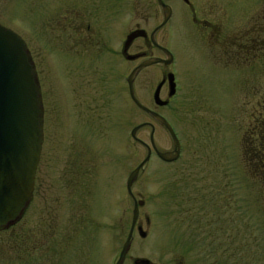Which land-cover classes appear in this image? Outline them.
Wrapping results in <instances>:
<instances>
[{"label": "rangeland", "instance_id": "rangeland-1", "mask_svg": "<svg viewBox=\"0 0 264 264\" xmlns=\"http://www.w3.org/2000/svg\"><path fill=\"white\" fill-rule=\"evenodd\" d=\"M32 1V10L44 8L48 14L46 22L35 24L29 42L44 94V153L34 205L24 219L0 232V264H55L57 166L59 162L68 166L81 153L93 162L95 176L90 206L93 238L88 245L91 264H115L134 212L125 182L147 156L146 149L133 142L131 132L151 125L155 143L164 151L174 150L173 141L162 126L134 106L126 82L123 107L115 91L119 81L107 71L109 64L104 75L93 78L92 91L100 93L101 99H94L85 110L74 99L70 45L66 46L68 58L62 61L52 51L45 57L39 52L43 49L39 28L43 33L45 26L46 31L54 27L53 1ZM167 1L174 17L156 40L175 56L170 71L179 93L170 107H156L154 94L166 72L165 67L156 66L140 74L135 96L169 120L183 152L172 165L153 158L141 171L132 191L145 204L139 224L148 238L134 234L124 264L138 259L154 264H264V197L242 157L245 130L264 111V0H192L193 11L184 0ZM125 3L127 33L139 27L150 34L162 23V12L151 0H141L139 12L133 11L132 2ZM27 5V0H0V24L25 35ZM117 44L113 40L106 45ZM145 50L146 44L138 41L132 52ZM153 55L163 57L157 51ZM132 67L126 64V78ZM161 96L166 99L168 90ZM151 133L147 127L137 137L150 147ZM64 209L62 221L73 216L69 207ZM81 230L77 229L78 239L85 241L87 234ZM64 237L69 252V230Z\"/></svg>", "mask_w": 264, "mask_h": 264}, {"label": "flooded vegetation", "instance_id": "flooded-vegetation-1", "mask_svg": "<svg viewBox=\"0 0 264 264\" xmlns=\"http://www.w3.org/2000/svg\"><path fill=\"white\" fill-rule=\"evenodd\" d=\"M52 1H53V4L51 5L53 6L52 16H54V19H55L54 27L52 31L47 30L49 34L46 31V26L43 28L44 30L43 33H41L42 30L39 28L38 31H41V32L39 33L38 38H39V41L42 42L43 44V47H42L43 49H40L39 52L41 56L43 54V57H45L46 53H49L50 51H52L54 58L56 60L62 61L63 58H68L66 54L67 52L66 46L68 44L70 45V48L72 49H70L69 56H70V59L72 60V64L74 68L73 69V75H74L73 90L75 92L74 99L76 98L75 100H77L78 103L80 102L81 104H84L85 110H87L86 109L87 107H90L89 106L90 104L92 106V101L94 99L96 100L101 99L102 95L100 93L94 90L92 91V89L94 88V85L96 84V82H93V78L95 75L96 76L104 75L103 73L106 70L105 67L106 66L108 67V64H109V68L107 69V71L109 70L110 73H113L112 75L116 76L117 80L119 81L118 85L115 86L114 84V86L116 88L115 89L116 93L119 94L120 102L123 105L125 104V82L128 84V78L124 76L125 70H126V64H129L131 66L134 65V67H132L130 71V75H131V73H133L134 70L137 69L145 60L159 58V57H154L153 51H157L160 54H162L163 57L159 58L162 60L167 59V56L164 50H168L169 52H171L169 49L159 45V43L156 40V36L159 33H161L162 30L167 29L170 26L173 20V17H174V9L168 3L167 0H161V1L165 6L170 7L172 11L171 18L165 23L166 16H165L164 8L160 5L158 0H151L152 4L156 6L157 8H159V10H161L163 21L150 34L145 31L147 34V38L136 39L132 43V45L130 46L127 52H126V41H127L128 36L131 33L137 30H140V29L138 27L136 30L129 31L128 33L125 31V24H124L125 22H124L123 16H124V10L126 9V3H125L126 0H52ZM65 1H69L68 5H65ZM128 1L133 3V11L139 12V8L141 6V0H128ZM27 3L29 4V6L27 5V8L25 10V18H24L25 23H26L25 25L26 31H25V35L22 36V39L25 41L27 52L30 56L31 63L35 69L36 79L41 89L42 106H43V114H44L43 121H44V129H45V120H44L45 108H44L43 87H42L40 79L38 78L39 77L38 67L34 61V55H33V52L31 51L29 42L33 34V30H36L35 24L39 23V26H40L43 22H46L45 19H46V16H48V14L45 13L44 8L43 9L41 8V10L39 9L37 11H35L34 9L32 10V7L34 8V3H35L34 1L27 0ZM184 3L186 4V7L188 9L192 11L194 10L193 9L194 3L192 0H184ZM62 9L64 13L61 14ZM62 25H64V29ZM113 40H114V43L115 41L118 42V44L115 45L114 48H110L109 46L106 45L107 43ZM138 41H143L146 44V50L133 53L132 51L134 49V46L136 42ZM153 41H155L156 44H154ZM229 52H227V54H228V57L230 58L231 54ZM171 53L174 57V62L172 64L156 65V66H163L166 69V72L164 76L162 77V80L159 84V85L163 84L161 88L160 98L163 101H169V105L165 108L170 107L177 96L176 95L174 98L169 100V95L171 92L169 75L173 74L170 71V68L175 64V56L173 52ZM132 56H139V59H136L133 61L129 60V57H132ZM150 68H147V69H150ZM147 69L141 71L136 77L135 81L133 82L134 95H136L135 86L137 84L138 78L140 74L146 71ZM102 83L103 82H101V84ZM101 84H98L96 86H99ZM176 84H177V94H178L179 87H178L177 79H176ZM128 89H129V85H128ZM165 89L168 90V97L166 99H163L161 95L163 94V91ZM129 95L131 98L130 91H129ZM106 97L107 99H110V95H106ZM106 105H108V102ZM157 108L163 109L160 107H157ZM119 125L120 123L118 124V126ZM121 126H122V122H121ZM133 142L137 145L143 146L147 151V155L150 153L151 151L150 147H152L151 142H150V147L146 144L142 145L141 143L135 140H133ZM44 143H45V132H44ZM81 146L84 147L82 143H81ZM155 146L158 152H162V153L173 152V150L172 151L160 150L156 143H155ZM182 152H183V149L181 151V156L179 160L182 158ZM43 153H44V144H43V150L41 154L40 163H39L37 173H36L33 198L31 202L29 203V205L25 208L22 216L17 221L12 223L8 229L12 228L20 220L24 219V217L28 214V212L31 210L32 206L35 203L36 195L38 192V175H39V169H40V166L43 160ZM153 158L158 159L164 165H172V164H167L163 162L162 160H160L156 156L155 151H153L151 160ZM92 164L93 162H88L84 158V154L81 153L80 156H76L75 154L74 159L72 157V160L69 162L68 166L63 164L62 162H59V165L57 166L56 188H57L58 195L56 194L57 196H56V200L54 203L55 205L54 212L57 216L56 220L58 219V227L56 230L57 244H56L55 256H54L55 264H84V263L91 264L92 263V252H91L92 248L88 247V245L92 242L93 237L91 236L90 233L92 232V229L94 227V223H93L94 218L92 214L93 212H92V208L90 207V206H93V203H94L93 187H94L95 176H94V169L93 167H91ZM139 175L132 185L131 194L128 191L129 196L132 198L134 202V207L136 203L141 204L142 202L136 199L132 191L133 187L138 182ZM126 183H127V180L125 182V185ZM64 194L65 195L67 194V197H65ZM119 195L120 193L118 190V196ZM123 195L124 193L122 191V198H123ZM67 207H69V210L72 211L73 216L69 219H64L62 221V216L64 215V213L62 214V212L65 211L64 208H67ZM139 216H140V213H139ZM122 217H124V213H122ZM67 221L69 223L68 224L69 228L66 226ZM62 228H63V231H62ZM78 228L82 229L80 231L81 233L87 234L85 237V241H83L82 238L78 239V236H79L77 234ZM65 229L69 230L70 232V237L68 238V243L70 245L69 252L66 251L65 243L63 244L64 240H66V238L64 237V234L66 235ZM139 229H143V227L139 224V218H138V221L136 223L135 230L133 233V238H134L135 233H137L140 236ZM145 239H147V236L146 238H144V240ZM132 242H133V239H132ZM125 243L126 241L124 242V245ZM84 245H85V248L83 249L82 246ZM120 255H121V252L116 260V263L118 262ZM136 261H134V264L136 263ZM151 264H154V263L151 262Z\"/></svg>", "mask_w": 264, "mask_h": 264}, {"label": "water", "instance_id": "water-1", "mask_svg": "<svg viewBox=\"0 0 264 264\" xmlns=\"http://www.w3.org/2000/svg\"><path fill=\"white\" fill-rule=\"evenodd\" d=\"M164 8L166 20L171 18L170 7ZM139 38H147L143 30L131 33L126 41V52L132 43ZM154 40V38H153ZM154 44L155 41H153ZM167 60L153 58L145 60L129 77L131 97L135 105L144 113L151 116L169 132L173 142L174 151L171 153H160L157 151L153 128L151 143L157 152V156L166 163L176 162L181 154L180 141L170 123L158 113L143 106L134 96L133 82L138 74L150 67L174 62L173 55L164 50ZM139 59V56L129 57V60ZM170 95H176L175 76L169 75ZM157 88L154 100L158 107H166L169 102H163L160 98L161 88ZM41 89L36 79V72L31 63L27 47L23 39L15 32L0 24V232L9 228L23 214L25 208L33 198L35 178L40 163L44 143V121ZM149 126L141 125L132 131L134 140L138 132ZM152 153L148 154L144 162L129 176L127 188L131 194V188L141 170L150 161ZM136 203L132 228L124 245L121 258L117 264H123L128 254L136 223L139 218V208L143 206ZM141 238H146L143 229H139ZM135 264H151L149 260L139 259Z\"/></svg>", "mask_w": 264, "mask_h": 264}, {"label": "trees", "instance_id": "trees-1", "mask_svg": "<svg viewBox=\"0 0 264 264\" xmlns=\"http://www.w3.org/2000/svg\"><path fill=\"white\" fill-rule=\"evenodd\" d=\"M260 116L245 128L242 157L250 179L260 187L264 197V111Z\"/></svg>", "mask_w": 264, "mask_h": 264}]
</instances>
